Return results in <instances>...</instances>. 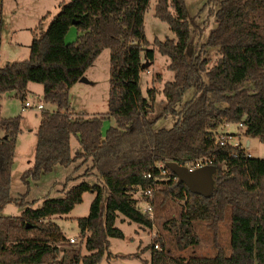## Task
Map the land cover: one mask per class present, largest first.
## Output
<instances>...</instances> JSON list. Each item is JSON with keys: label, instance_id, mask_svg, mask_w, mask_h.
Segmentation results:
<instances>
[{"label": "trees", "instance_id": "trees-1", "mask_svg": "<svg viewBox=\"0 0 264 264\" xmlns=\"http://www.w3.org/2000/svg\"><path fill=\"white\" fill-rule=\"evenodd\" d=\"M149 4L150 0L62 2L47 28L34 31L29 57L0 65V264H102L103 260L111 264V259L122 257L109 249L110 238H125L117 226L119 216L152 227L149 215L137 207L134 193L153 186L155 194L157 185L185 201L179 225L182 235L173 241L177 248L198 243L192 223L200 220L214 230L217 253L174 257L158 236L148 245L149 264H264V158L251 156L244 145L222 144L226 133L220 131L229 123H242L240 132L264 142V0H207L202 9L210 5L216 26L193 47L194 19H189L186 0H158L155 15L169 25L175 37H156L151 48L145 29ZM73 27L77 39L67 43ZM106 48L111 50L109 111L76 114L70 90ZM212 48L217 49V61L210 66ZM157 51L169 57L174 78L164 84L166 103L161 114L154 116L158 91L153 87L144 94L141 73L155 62ZM30 82L41 83L44 100L57 109L41 112L34 163L22 175L28 190L31 179H40L58 164L69 167L79 158L90 160L100 178L75 185L63 197L46 198L38 208L26 201L28 191L20 198L11 196L22 115L4 117L1 113L3 96L15 92L21 101L27 100ZM189 91L192 95L185 100ZM111 116L116 125L104 132L103 122ZM169 116L175 118L171 127L157 126L159 117ZM73 136L80 145L76 152ZM204 157L217 167L209 197L192 193L173 178L155 179L161 176L160 163L187 165ZM87 192L95 196L89 214L78 219L87 253L74 249L61 258L63 249L58 242L66 237L51 219L69 214ZM11 202L24 208L21 215L3 214ZM229 208L228 254L217 231ZM159 241L161 246L156 248Z\"/></svg>", "mask_w": 264, "mask_h": 264}, {"label": "rangeland", "instance_id": "rangeland-1", "mask_svg": "<svg viewBox=\"0 0 264 264\" xmlns=\"http://www.w3.org/2000/svg\"><path fill=\"white\" fill-rule=\"evenodd\" d=\"M70 0H4L3 1V33L0 43V65H5L8 61L14 62L25 60L30 55L29 42H32L34 31L40 33L44 31L52 16L60 10L62 2ZM158 0H150L149 7L145 14V29L147 39L154 47V39L174 38L175 34L169 25L160 20L155 15V7ZM189 19L193 20V44L202 43L209 34L210 30L216 26L214 16L211 14V7L206 6L207 0H186ZM201 11V12H200ZM43 12L41 16L49 13V16L43 20L39 26L36 14ZM198 15V16H197ZM42 17V18H43ZM42 20V19H41ZM32 28V29H31ZM204 30L201 36L202 30ZM73 31L75 29L73 28ZM70 33V32H69ZM68 34L67 43L74 42L77 39L75 32ZM72 35V36H71ZM31 40V41H30ZM20 43V44H19ZM217 49L212 48L210 52V66L217 61ZM111 50L106 48L99 55L96 62L88 71L87 77L91 78V83H78L70 90L69 99L73 112L76 114H86L89 116L95 114H103L109 111L110 96V77H111ZM170 59L168 56L156 52L155 62L141 73V86L144 94L147 96L149 88L155 87L158 91L156 97V105L154 116H159L166 103L165 96L162 93L166 81L174 78V72L168 68ZM192 92L189 91L185 100L189 99ZM27 100H30L35 106L39 103L44 105L43 109L35 107H24L25 101H21L15 93L3 96L1 103V113L4 117L16 116L21 114V132L17 138L14 164L11 174V196L20 198L26 191V201L33 208L42 206L46 198L63 197L65 191L75 185L88 181L95 183L100 181L97 173L92 169L90 160L84 161L83 158L76 160L71 166L65 167L56 165L51 172L42 175L38 180H30L29 190L22 179L24 171L31 168L34 163L35 150L37 144V130L41 121V112L44 109L56 110L57 105L44 100V86L41 83L30 82ZM175 122V118L159 117L158 127H171ZM116 125L114 117H108L103 122V131ZM223 130L234 134L236 139L241 140L242 145L253 157L264 158V142L259 138L247 136L240 132L238 123H229L222 127ZM238 135V136H237ZM234 142V140H233ZM72 147L76 152L80 145L74 136L72 137ZM84 161V162H83ZM87 173V174H84ZM157 191L153 196L154 215L150 217L153 226L147 227L132 222L120 215L117 220V226L124 233L125 238H110V251L117 254L138 253L134 256L118 257L111 259L112 264H149L151 251L148 245L154 241V238L161 236L166 246L171 250L174 257H183L189 259L193 256H214L217 253L215 248V232L209 226L207 221H194L192 223L193 232L198 238V243L191 245L185 249L177 248L174 240L182 235L179 228L181 215L184 210L185 201H179L174 196L161 191L163 187L157 185ZM138 194V193H137ZM141 194V192H140ZM135 195V193H134ZM94 194L87 192L84 194V201L78 204L69 214L64 216H53L52 221L61 227L62 234L66 237V241H60L58 244L62 247L63 252L60 254L64 258L65 253L73 254V250L87 253L80 229L78 219L89 214L90 205L94 198ZM35 201L34 204H31ZM24 208L11 202L7 204L3 210L4 215L19 216ZM231 209L229 208L226 220L219 224L217 231L218 240L222 247L229 254L231 251ZM76 239V242H70V238ZM161 246V242H158ZM45 264H71L69 262L45 263ZM102 264H108L103 260Z\"/></svg>", "mask_w": 264, "mask_h": 264}, {"label": "water", "instance_id": "water-1", "mask_svg": "<svg viewBox=\"0 0 264 264\" xmlns=\"http://www.w3.org/2000/svg\"><path fill=\"white\" fill-rule=\"evenodd\" d=\"M79 81L82 83H91L86 75L81 77ZM166 166L171 172L177 175L178 183H185L192 193H197L205 197L213 194L215 188L214 175L217 172L215 165H205L196 169H190L187 165L168 161Z\"/></svg>", "mask_w": 264, "mask_h": 264}, {"label": "built area", "instance_id": "built-area-1", "mask_svg": "<svg viewBox=\"0 0 264 264\" xmlns=\"http://www.w3.org/2000/svg\"><path fill=\"white\" fill-rule=\"evenodd\" d=\"M24 107H28V108H37V109H43L44 105L42 103H39L37 106H35L30 100H26ZM240 126H242L243 124L240 123ZM234 140V142H233ZM232 142L234 144H240L242 145L241 141L239 139L235 138L234 134H229L226 133L222 138H221V143H225V142ZM205 165H212V159L208 158V157H204V158H199L191 163H188L187 166L190 169H196ZM158 167L160 168V177L155 178L156 180H163V179H171L173 178L174 180H178L177 175L175 174L174 176H172L170 174L171 170L166 166V164L160 163L158 164ZM173 173V172H172ZM149 177H151V174H149ZM141 192V194H140ZM138 193V194H137ZM144 193V194H142ZM153 194H154V188L153 186L145 189V191H137L135 192L134 198L136 199V203H137V207L144 213L148 214L149 217H153L154 215V204H153ZM70 242L74 243L76 242V239L71 237L70 238ZM156 248H160L159 243L155 244Z\"/></svg>", "mask_w": 264, "mask_h": 264}, {"label": "crops", "instance_id": "crops-1", "mask_svg": "<svg viewBox=\"0 0 264 264\" xmlns=\"http://www.w3.org/2000/svg\"><path fill=\"white\" fill-rule=\"evenodd\" d=\"M42 13H43V12H40L39 14H36V15H35L36 19L38 20V21H37L38 25H39V23L41 22V19H43V18H42L43 16H41ZM44 17H45V16H44ZM73 28H74V27H73ZM73 28H71L70 33L73 34L72 32H75L76 35H78L77 29L74 28L75 31H73ZM31 29H32V28H31ZM70 33H69V34H70ZM71 36H72V35H71ZM67 37H68V35H67ZM32 39H33V38H32ZM30 41H31V40H30ZM29 43H31V42H29ZM19 44H20V43H19ZM29 46H30V44H29ZM0 57H1V54H0ZM8 62H11V61H8ZM90 68H91V67H90ZM90 68H89V69H90ZM89 69H88L87 72L85 73L86 76L88 75V71H89ZM88 78H89V77H88ZM89 79L91 80V78H89ZM78 83H82V82H80V81L77 82L75 85L72 86L71 90H72L75 86H77ZM29 84H30V83H29ZM28 89H29V85H28ZM11 93H15V92H11ZM11 93H8V94H11ZM15 94H16V93H15ZM6 95H7V94H6ZM4 96H5V95H4ZM74 113H75V111H74ZM227 125H228V124H227ZM220 131H221L222 133H229L228 131L223 130V128H221ZM237 136H238V135H237ZM74 138H75V137H74ZM76 140H77V139H76ZM240 141H241V140H240ZM73 150H74V149H73ZM247 152H248V151H247ZM115 254H117V253H115ZM118 255H121V256L123 257V255H127V254H118ZM110 263L112 264L111 261H110Z\"/></svg>", "mask_w": 264, "mask_h": 264}]
</instances>
